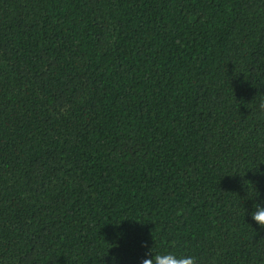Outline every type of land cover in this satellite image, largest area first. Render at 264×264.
<instances>
[{
	"label": "trees",
	"instance_id": "trees-1",
	"mask_svg": "<svg viewBox=\"0 0 264 264\" xmlns=\"http://www.w3.org/2000/svg\"><path fill=\"white\" fill-rule=\"evenodd\" d=\"M264 0H0V264H264Z\"/></svg>",
	"mask_w": 264,
	"mask_h": 264
},
{
	"label": "clouds",
	"instance_id": "clouds-1",
	"mask_svg": "<svg viewBox=\"0 0 264 264\" xmlns=\"http://www.w3.org/2000/svg\"><path fill=\"white\" fill-rule=\"evenodd\" d=\"M259 107L264 111V102H261ZM254 209L251 213L252 219L258 225L264 227V206L256 204L254 205ZM151 249L141 259L140 264H198L197 258L187 253L178 254L173 251L153 253Z\"/></svg>",
	"mask_w": 264,
	"mask_h": 264
}]
</instances>
